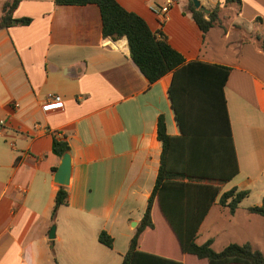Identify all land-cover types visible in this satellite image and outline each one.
<instances>
[{
    "label": "crops",
    "instance_id": "1",
    "mask_svg": "<svg viewBox=\"0 0 264 264\" xmlns=\"http://www.w3.org/2000/svg\"><path fill=\"white\" fill-rule=\"evenodd\" d=\"M117 1L163 32L186 61L232 68L223 91L238 172L221 192L236 186L250 193L233 212L217 198L196 242L210 239L215 251L250 243L264 254V217L247 210L264 201V51L256 39L264 38V0H200L220 7L223 26L206 33L188 0ZM13 16L31 21L0 29V264H80L79 252L89 247L98 249L86 260L95 264L104 245L99 232L113 237V248L119 235L132 237L146 209L162 151L158 116L169 135L181 136L168 91L173 74L150 84L127 40L103 36L96 4L20 0ZM191 95L192 166L198 155L197 169L231 172L217 123L219 83H198ZM54 141L68 144L72 170L68 204L52 217L63 155ZM184 150V139L173 141L172 152ZM183 263L209 264L192 255Z\"/></svg>",
    "mask_w": 264,
    "mask_h": 264
},
{
    "label": "trees",
    "instance_id": "2",
    "mask_svg": "<svg viewBox=\"0 0 264 264\" xmlns=\"http://www.w3.org/2000/svg\"><path fill=\"white\" fill-rule=\"evenodd\" d=\"M19 1L3 0L0 29L7 28L13 22L29 24L31 17L13 16ZM54 2L58 5L96 4L100 10L103 36L127 40L131 58L150 84L169 72L173 74L168 91L181 136L169 135L164 115L158 116L156 138L162 144L159 167L146 209L121 264H184L185 255L196 256L209 264H264V254L253 249L250 243H230L222 250L215 251L210 239L202 244L196 242L200 224L217 198L220 204L233 212L250 193L249 189L236 186L221 192V183L230 180L238 172L223 91L232 68L200 60L186 61L163 32L153 31L142 16L126 9L117 0ZM228 2L241 4L240 0H225V3ZM187 8L203 33L217 25L223 26L219 5L208 9L203 5L197 7L193 0H188ZM256 39L264 51V38L257 35ZM214 81L220 87L221 107H218L217 123L221 125L219 133L225 144L222 153L233 166L231 172L225 174L219 169L214 172L204 171L203 167L202 170L197 169L198 159L202 158L198 155L192 166V132L196 130L192 123V87H197L198 83L212 85ZM178 139L185 141L183 153L171 151L173 141ZM68 147L66 142L54 141V152L58 155H62ZM172 154L177 156L176 161L172 160ZM68 198V190L61 185L56 192L52 217H55L60 206L68 204ZM247 210L264 217V201L248 206ZM98 240L108 247L113 246V237L105 230L99 232Z\"/></svg>",
    "mask_w": 264,
    "mask_h": 264
},
{
    "label": "rangeland",
    "instance_id": "3",
    "mask_svg": "<svg viewBox=\"0 0 264 264\" xmlns=\"http://www.w3.org/2000/svg\"><path fill=\"white\" fill-rule=\"evenodd\" d=\"M228 189V188H227ZM133 222H131L132 224ZM57 228V225L54 224ZM86 238L91 236L90 233H86L85 234ZM130 239L129 236L124 237V236H120L118 237L117 241H116V245L113 248H109L107 246L104 245H99V255H100V262H97L95 264H121L122 262V255H124L126 253V251L128 250L129 247V243H130ZM53 240H55V238H53ZM53 249L55 250L56 247L52 246ZM95 251H98V249H93L92 247H89V249H84L82 251L79 252L81 260H84L82 263L80 264H93L91 260H89V262H87V256H90V254H96Z\"/></svg>",
    "mask_w": 264,
    "mask_h": 264
},
{
    "label": "water",
    "instance_id": "4",
    "mask_svg": "<svg viewBox=\"0 0 264 264\" xmlns=\"http://www.w3.org/2000/svg\"><path fill=\"white\" fill-rule=\"evenodd\" d=\"M195 5L199 7L201 5L200 0H193ZM71 156L69 151H65L62 155L61 162L58 166V169L55 172L54 180L60 185L66 186L70 183V175H71ZM134 226L136 222L132 223ZM56 226L52 225L49 233L50 238L55 237Z\"/></svg>",
    "mask_w": 264,
    "mask_h": 264
},
{
    "label": "built area",
    "instance_id": "5",
    "mask_svg": "<svg viewBox=\"0 0 264 264\" xmlns=\"http://www.w3.org/2000/svg\"><path fill=\"white\" fill-rule=\"evenodd\" d=\"M171 1L169 0V2H168V5H169V3H170ZM168 5H167V7L164 9V12H165V14H166V11H167V9H168ZM164 14V18H165V15ZM49 99H53V100H55V101H60L61 100V97L59 96V95H50L49 96ZM2 122V121H1Z\"/></svg>",
    "mask_w": 264,
    "mask_h": 264
}]
</instances>
